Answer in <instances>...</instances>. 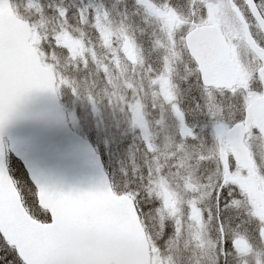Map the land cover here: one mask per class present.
Segmentation results:
<instances>
[{
  "label": "snow or ice",
  "instance_id": "snow-or-ice-1",
  "mask_svg": "<svg viewBox=\"0 0 264 264\" xmlns=\"http://www.w3.org/2000/svg\"><path fill=\"white\" fill-rule=\"evenodd\" d=\"M118 2L0 0V130L30 92L67 87L123 113L143 156L71 192L0 160V264H51L85 223L131 228L156 264H264V0Z\"/></svg>",
  "mask_w": 264,
  "mask_h": 264
},
{
  "label": "rangeland",
  "instance_id": "rangeland-1",
  "mask_svg": "<svg viewBox=\"0 0 264 264\" xmlns=\"http://www.w3.org/2000/svg\"><path fill=\"white\" fill-rule=\"evenodd\" d=\"M110 0H73L74 5L76 7H93V8H108V9H118L120 8L119 5H122V8L124 7V3H119L118 0H113V2H109ZM128 0H125L127 2ZM76 7L73 8V11H76ZM128 7V6H127ZM79 104L83 106V102L79 100ZM101 110L103 112V117L102 115L96 116V121H97V126L101 128V135L105 138L111 139L110 132H113L118 135L119 139L124 140L123 138V131L125 127L120 126V117L122 116V113L119 112V110H114V108L108 106V105H100ZM111 108V110H110ZM84 120L87 123L88 121L90 122L91 117L88 114H84ZM78 123H76L77 125ZM125 135L128 136V138L132 141H129V148L127 149H120L117 151L112 150L113 158L115 161L118 162H125L126 160L124 158H121L119 154H122L123 152L126 154L128 153L131 155L133 158H131V162L128 163V166L132 168L133 166L136 165V162L139 165L143 164V156H142V144L141 142H136L135 140V133L126 130ZM103 145V143L101 142ZM119 153V154H118ZM134 159L136 161H134ZM135 169H129L127 171V168L124 169V172H122V178L121 182L128 180L129 178L133 177L135 175ZM127 171V172H126ZM168 231L166 232V236L170 237L173 235V225L171 222L168 224Z\"/></svg>",
  "mask_w": 264,
  "mask_h": 264
},
{
  "label": "water",
  "instance_id": "water-1",
  "mask_svg": "<svg viewBox=\"0 0 264 264\" xmlns=\"http://www.w3.org/2000/svg\"><path fill=\"white\" fill-rule=\"evenodd\" d=\"M36 107L45 113L49 114L52 117H55L57 115L56 113V100L53 92L50 91H41V90H34L27 94L22 101L19 103L17 109L18 112L16 111V115L20 118L21 121H24V118L27 117L28 113L26 114L27 110L29 108H35ZM21 109V110H19ZM7 125H13L12 123L6 124ZM96 224L93 223H85L80 225L79 227L81 228H89V227H94ZM87 226V227H85ZM115 243L122 242L124 243V237L123 234H119L117 236V239L113 240ZM119 247V246H118ZM66 258V263L70 264L68 261V257ZM150 261V254L148 257V249H147V257H145V264H149ZM58 264V261L56 262ZM89 264V263H86Z\"/></svg>",
  "mask_w": 264,
  "mask_h": 264
},
{
  "label": "trees",
  "instance_id": "trees-1",
  "mask_svg": "<svg viewBox=\"0 0 264 264\" xmlns=\"http://www.w3.org/2000/svg\"><path fill=\"white\" fill-rule=\"evenodd\" d=\"M11 168H12L13 174L15 175L17 179L26 178L23 168L17 162L13 161L11 164Z\"/></svg>",
  "mask_w": 264,
  "mask_h": 264
},
{
  "label": "flooded vegetation",
  "instance_id": "flooded-vegetation-1",
  "mask_svg": "<svg viewBox=\"0 0 264 264\" xmlns=\"http://www.w3.org/2000/svg\"><path fill=\"white\" fill-rule=\"evenodd\" d=\"M196 118H197V123H199V124H201L202 126H204L205 125V122H206V117H202V116H196ZM193 124H196V123H193Z\"/></svg>",
  "mask_w": 264,
  "mask_h": 264
},
{
  "label": "bare ground",
  "instance_id": "bare-ground-1",
  "mask_svg": "<svg viewBox=\"0 0 264 264\" xmlns=\"http://www.w3.org/2000/svg\"><path fill=\"white\" fill-rule=\"evenodd\" d=\"M21 122H22V121L19 119V120H18V123L20 124Z\"/></svg>",
  "mask_w": 264,
  "mask_h": 264
},
{
  "label": "clouds",
  "instance_id": "clouds-1",
  "mask_svg": "<svg viewBox=\"0 0 264 264\" xmlns=\"http://www.w3.org/2000/svg\"><path fill=\"white\" fill-rule=\"evenodd\" d=\"M162 259H163V257H162Z\"/></svg>",
  "mask_w": 264,
  "mask_h": 264
}]
</instances>
